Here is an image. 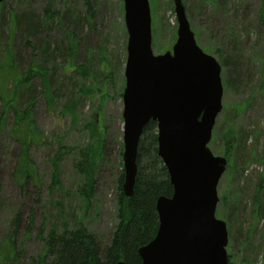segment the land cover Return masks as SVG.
Returning <instances> with one entry per match:
<instances>
[{
    "label": "rangeland",
    "instance_id": "374dc122",
    "mask_svg": "<svg viewBox=\"0 0 264 264\" xmlns=\"http://www.w3.org/2000/svg\"><path fill=\"white\" fill-rule=\"evenodd\" d=\"M182 1L198 45L223 68L224 107L209 147L228 161L218 184L217 218L227 223L229 264H264V189L258 190L264 184L262 0ZM149 2L154 53L172 51L179 28L175 1ZM0 4V64L10 58L21 75L32 67L37 70L22 86L17 107L30 106L45 135L29 149L36 175L22 188L16 175L22 147L13 134L15 112L11 108L3 115L0 101V253H8L5 239L16 233L22 251L6 264H39L41 229L46 235L53 228L79 223L105 248L118 223L117 194L125 173L123 94L129 38L124 0ZM75 45L74 54L63 50ZM91 86L88 96L84 90ZM230 129L231 141L225 136ZM100 137L105 144L95 164V191L85 201L78 191L85 179L74 167L77 149ZM55 165L63 188L51 187Z\"/></svg>",
    "mask_w": 264,
    "mask_h": 264
},
{
    "label": "water",
    "instance_id": "95a60500",
    "mask_svg": "<svg viewBox=\"0 0 264 264\" xmlns=\"http://www.w3.org/2000/svg\"><path fill=\"white\" fill-rule=\"evenodd\" d=\"M174 1L178 39L172 51L155 55L149 0H124L129 39L123 189L127 197L134 193L139 141L154 120L158 153L174 192L158 198L159 227L139 248L142 264H229L227 223L216 216L228 161L209 147L224 107L223 68L198 45L183 1Z\"/></svg>",
    "mask_w": 264,
    "mask_h": 264
},
{
    "label": "trees",
    "instance_id": "16d2710c",
    "mask_svg": "<svg viewBox=\"0 0 264 264\" xmlns=\"http://www.w3.org/2000/svg\"><path fill=\"white\" fill-rule=\"evenodd\" d=\"M213 1V0H207ZM2 7V4H0ZM261 19L264 20V0L261 4ZM15 17V16H14ZM16 20L15 18H13ZM32 24H29L31 27ZM76 45L64 47L63 50H69L70 54L76 53ZM226 63V60H223ZM80 69H83L82 67ZM37 73L33 67L26 75H21L12 66L11 59H7L5 63L0 64V101L4 104L3 115L8 109H13L15 112V126L13 134L21 140L22 152L20 163L17 166L16 175L21 187L27 185L31 177H35L36 170L34 163L29 155V149L33 143H39L45 139V135L40 131L37 123L34 121L33 111L31 107L18 109V99L24 89L22 86H27L32 76ZM43 74V75H42ZM45 86L47 76L42 72ZM230 83V80H227ZM93 87L84 90L89 96L92 94ZM69 106L66 107V110ZM73 111V110H72ZM2 115V117H3ZM92 132L94 136L100 134L96 120ZM102 130V129H101ZM101 132V131H100ZM226 134V138H231L233 130ZM158 129L157 123L151 120L144 128V133L140 139L138 147L137 165L139 166L137 180L134 186L132 196H126L123 189L125 181L124 173L120 176L119 192L117 194L118 201V223L113 232L112 241L107 247L103 248L89 231V228L84 224H76L72 227L66 224L62 229L53 228L48 234H44L43 229L39 232V238L44 242L43 252L37 259L39 264H118L124 261L125 264H142V258L139 255V248L142 245L149 243L156 236L159 227V216L156 210L158 198L166 195L171 196L174 192V187L171 184L170 175L163 160L158 153ZM229 138V140H230ZM231 141V140H230ZM104 138H96L86 146H80L77 149V160L74 167L83 177L84 182L79 187L78 191L85 201H89L93 194L96 179L94 178L95 164L102 157L104 149ZM71 148V147H70ZM75 150V149H73ZM60 152L57 153L54 162L59 158ZM52 174V188H63L62 180L59 176V169L55 165ZM264 189V184H259V191ZM18 221L16 217L15 222ZM17 232V230H16ZM16 233L8 236L5 241L8 243V253H0V264H3L12 256L18 257L22 251V246H17L14 239Z\"/></svg>",
    "mask_w": 264,
    "mask_h": 264
}]
</instances>
